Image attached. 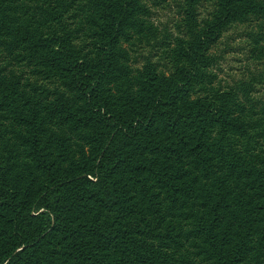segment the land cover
<instances>
[{
	"label": "trees",
	"instance_id": "1",
	"mask_svg": "<svg viewBox=\"0 0 264 264\" xmlns=\"http://www.w3.org/2000/svg\"><path fill=\"white\" fill-rule=\"evenodd\" d=\"M263 88L264 0H0V264H264Z\"/></svg>",
	"mask_w": 264,
	"mask_h": 264
},
{
	"label": "rangeland",
	"instance_id": "2",
	"mask_svg": "<svg viewBox=\"0 0 264 264\" xmlns=\"http://www.w3.org/2000/svg\"><path fill=\"white\" fill-rule=\"evenodd\" d=\"M175 16L171 2L165 9H154L152 20L160 26L166 24L171 27ZM214 52L219 57L217 75L223 86L234 80L245 78L249 71L259 68L251 53L250 38L244 34L242 28L231 29L224 33ZM261 94H264V88L261 89Z\"/></svg>",
	"mask_w": 264,
	"mask_h": 264
}]
</instances>
